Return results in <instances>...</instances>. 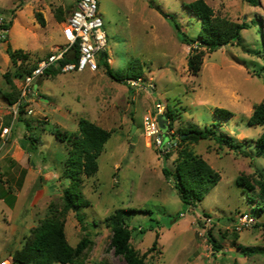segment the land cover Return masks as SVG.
I'll list each match as a JSON object with an SVG mask.
<instances>
[{
    "label": "rangeland",
    "instance_id": "374dc122",
    "mask_svg": "<svg viewBox=\"0 0 264 264\" xmlns=\"http://www.w3.org/2000/svg\"><path fill=\"white\" fill-rule=\"evenodd\" d=\"M193 1L97 0L107 64L121 75L140 68L144 82L139 89L130 90L127 79H111L104 67L93 73L59 72L35 82L33 114L20 113L0 150V261H13L30 229L56 212L70 246L85 236L90 240L77 263L123 264L110 247L111 231L104 219L116 210L133 209L136 214L125 215L132 247L143 254L157 242L146 256L147 264H264V198L257 186L264 182V147L255 145L262 128L247 125L254 105L264 102V0L254 5L205 0L215 16L246 24L241 42L250 52L226 45L206 53L195 76L187 71L189 47L183 42L197 40L201 29L184 7ZM77 2L0 0V18L11 22L0 41V94L14 88L6 73L15 86L22 78L14 76L20 62L13 64L6 48L26 54L22 64L27 69L37 64L55 47L66 45L62 26ZM157 106L174 118L167 136H162L163 146L144 130L145 119ZM215 108L233 117L215 118ZM7 114L0 112L8 124ZM79 119L108 131L110 137L97 158V172L80 176L76 195L62 173L67 139L77 134ZM213 125L218 127L216 137L225 134L231 143L179 137L182 130ZM56 133L66 138L58 140ZM185 152L203 159L220 177L191 207L184 206L171 178L162 173L163 168L174 170L178 155ZM240 176L253 189L238 186ZM66 188L75 194L81 222L74 211H64ZM243 214L256 225L233 232V222Z\"/></svg>",
    "mask_w": 264,
    "mask_h": 264
},
{
    "label": "trees",
    "instance_id": "16d2710c",
    "mask_svg": "<svg viewBox=\"0 0 264 264\" xmlns=\"http://www.w3.org/2000/svg\"><path fill=\"white\" fill-rule=\"evenodd\" d=\"M78 1V0H77ZM244 2L254 5L255 0H243ZM192 15L200 21L201 29L197 40H184L186 46L189 47L187 56V71L191 75H197L203 64V59L206 53H213L226 45H235L243 52L249 53L241 42V31L245 29L246 24H238L227 19L219 18L214 15L213 10L206 4L205 0H195L184 5ZM43 24L42 19L39 20ZM5 29L9 30L11 22L4 24ZM177 28L178 26L175 25ZM205 49V50H204ZM9 59L13 64L17 61L14 76H24L29 74L36 64L27 69L22 63L27 60V55L20 50H12L6 48ZM21 59V60H20ZM22 64V65H21ZM100 67H104L106 74L115 81H123L130 78H139L142 74L140 68L128 70L126 75L117 74L107 64L103 62ZM49 72L55 74L50 70ZM12 77V76H11ZM7 83L13 86V91L7 94H0L8 104H12L19 97V91L12 84L9 74H5ZM23 114V111H21ZM215 118L221 120H229L233 117V113L222 108H215L213 111ZM164 116L167 119L168 130L171 129L174 122L173 116L167 111ZM249 126H260L262 131L255 141V145L259 148L264 147V102L254 105L252 113L247 120ZM29 128V125L26 124ZM77 134L70 135L67 139L69 144L68 157L64 162L63 175L69 179L71 187L77 189L82 183L81 175L85 177L93 176L98 170L97 158L103 151V147L110 137V133L101 127L89 122L86 119L78 120ZM218 127L213 125V128L199 129L198 127L182 130L179 134L181 141H198L207 138H216L220 144H229L232 138L220 134L216 137ZM58 140L66 138L65 134H55ZM30 139V138H29ZM35 140H32L34 142ZM34 149V148H33ZM163 175L171 178L174 188L179 199L184 206L191 207L196 202H199L205 194H207L219 182V175L200 157L188 154H179L175 161L174 170L167 168L162 169ZM238 186H243L247 189H253L247 178L240 176L237 178ZM260 196L264 198V182L257 183ZM78 195V193L76 194ZM75 194L70 193L66 188L63 192L62 200L64 202V211L72 210L78 222H81L82 217L76 213V208L79 204L76 203ZM52 212L46 219L41 221L36 227L30 229L29 236L25 239L24 244L14 255L12 264H79L77 259L86 251L90 240L87 236L83 237L75 247L68 244L64 234V222ZM137 211L116 210L113 214L104 219V223L110 228L111 238L110 247L116 257L122 259L123 264H147L146 256L151 251L155 250L157 242L141 254L131 245L132 230L125 221L126 214H136ZM210 236V235H209ZM214 242V239H210ZM241 249V246H237ZM219 250H216V252ZM102 264H108L103 262Z\"/></svg>",
    "mask_w": 264,
    "mask_h": 264
},
{
    "label": "built area",
    "instance_id": "2783aa9c",
    "mask_svg": "<svg viewBox=\"0 0 264 264\" xmlns=\"http://www.w3.org/2000/svg\"><path fill=\"white\" fill-rule=\"evenodd\" d=\"M0 18V41L5 39L8 30L4 27ZM103 21L98 13L97 0H78L76 8L73 9L62 26V32L66 45L55 47L44 58L38 61L36 67L29 73L22 76L16 88L19 91L18 99L8 104L1 96L0 112H8V124L4 122V115H0V150L4 141L10 136L15 121L19 118L21 111L26 116L33 114L30 103L36 97L33 90L35 82L44 77L50 78L53 73L50 70L60 73H82L84 71L96 72L100 68L102 60L109 62L106 58L105 48L107 45L106 35L102 30ZM102 55V57H101ZM97 59H99L97 61ZM100 61V63H99ZM144 81L141 77L127 79L126 84L130 90L139 89ZM163 114V108L157 106L156 113L144 121V130L149 138H154L159 146H163L160 129L156 116ZM210 218L207 219L209 223ZM256 225V222L249 214H243L233 222V232H242ZM0 264H12V261L1 260Z\"/></svg>",
    "mask_w": 264,
    "mask_h": 264
},
{
    "label": "water",
    "instance_id": "95a60500",
    "mask_svg": "<svg viewBox=\"0 0 264 264\" xmlns=\"http://www.w3.org/2000/svg\"><path fill=\"white\" fill-rule=\"evenodd\" d=\"M101 57H102V55H101ZM156 119H157L158 127L161 131L160 137H162L163 135L167 136L166 132H167V127H168V122H167L166 117L163 114H158L156 116Z\"/></svg>",
    "mask_w": 264,
    "mask_h": 264
},
{
    "label": "crops",
    "instance_id": "0c3cea01",
    "mask_svg": "<svg viewBox=\"0 0 264 264\" xmlns=\"http://www.w3.org/2000/svg\"><path fill=\"white\" fill-rule=\"evenodd\" d=\"M35 89V87H33V90ZM35 91V90H34ZM36 93V92H35Z\"/></svg>",
    "mask_w": 264,
    "mask_h": 264
}]
</instances>
